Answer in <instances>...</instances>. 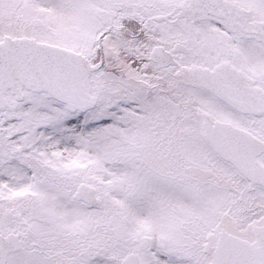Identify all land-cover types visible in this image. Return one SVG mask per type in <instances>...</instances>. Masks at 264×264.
<instances>
[{
    "label": "snow or ice",
    "instance_id": "6c2138e0",
    "mask_svg": "<svg viewBox=\"0 0 264 264\" xmlns=\"http://www.w3.org/2000/svg\"><path fill=\"white\" fill-rule=\"evenodd\" d=\"M0 264H264V0H0Z\"/></svg>",
    "mask_w": 264,
    "mask_h": 264
}]
</instances>
